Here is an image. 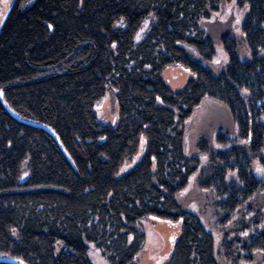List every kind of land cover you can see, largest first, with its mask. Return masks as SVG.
<instances>
[{"label": "trees", "instance_id": "16d2710c", "mask_svg": "<svg viewBox=\"0 0 264 264\" xmlns=\"http://www.w3.org/2000/svg\"><path fill=\"white\" fill-rule=\"evenodd\" d=\"M233 3L239 24L219 47L210 27ZM176 63L194 73L179 91L162 78ZM108 89L116 125L95 112ZM207 98L233 131L198 145L199 186L214 197L199 210L181 201L203 171L185 123ZM263 189L264 0H14L0 27V264H96L91 247L107 264H139L149 216L182 220L165 264H222L211 222L241 209L254 212L251 259L264 254V212L252 206Z\"/></svg>", "mask_w": 264, "mask_h": 264}, {"label": "rangeland", "instance_id": "374dc122", "mask_svg": "<svg viewBox=\"0 0 264 264\" xmlns=\"http://www.w3.org/2000/svg\"><path fill=\"white\" fill-rule=\"evenodd\" d=\"M13 2L14 0H0V27ZM233 6H236V4L226 5L220 11L218 18L221 19L224 16L223 23L218 21L219 23L211 24V36L214 37L219 47H221L220 35L227 32L230 28L237 27L236 25L239 24V22L234 20L235 12L232 9ZM153 21V16L145 19L135 35L136 44L144 39ZM235 37L240 38L237 32ZM238 54L243 60L250 58V53L244 42L239 46ZM193 55L197 59L200 58L197 54ZM225 63V59L221 58L214 65L221 68ZM193 76L194 73L190 68L178 63L167 66L162 72V78L165 83L176 91L182 90ZM95 112L100 122L111 125L117 124L119 108L114 91L109 89L106 91V94L96 103ZM221 128L233 131L231 114L222 103L211 98L205 99L185 123L186 152L189 155H199L202 158L201 168L203 167V171L199 170L197 175L192 178L189 187L181 193V201L186 206L190 204L193 208L195 206L200 210L204 209L203 205L212 204L214 199L212 192L204 191L199 186L202 175L207 173V167L204 164H208V158L206 153L199 150L198 145L206 141L211 143L215 139L217 131ZM145 142L146 140L143 138L142 144L144 145ZM141 153L142 149L136 156L135 161L140 157ZM253 201L252 206H254V209L257 211L261 209L264 212V189L257 194ZM243 210L236 212L230 221L226 223H224V216L219 214V212L215 215L213 221L211 219V225L214 222L213 226L218 228L215 235L216 251L222 264H264V254L259 252H252L251 259L245 258L247 254L243 246L253 228L251 224L254 212L250 211L247 215L246 212L248 210ZM141 224L146 234V241L142 250L136 255L135 261L139 264H165L170 258L174 245L180 236L182 220L172 222L157 216H149ZM261 228L264 230V222ZM90 252L91 258L96 264H107L95 248L91 247Z\"/></svg>", "mask_w": 264, "mask_h": 264}, {"label": "water", "instance_id": "95a60500", "mask_svg": "<svg viewBox=\"0 0 264 264\" xmlns=\"http://www.w3.org/2000/svg\"><path fill=\"white\" fill-rule=\"evenodd\" d=\"M12 262H14V263H16V264H25V263H23V262H21V261H18V260H12Z\"/></svg>", "mask_w": 264, "mask_h": 264}]
</instances>
